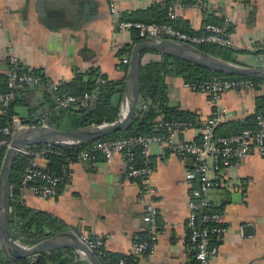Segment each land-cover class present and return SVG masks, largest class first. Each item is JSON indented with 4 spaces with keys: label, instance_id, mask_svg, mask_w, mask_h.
I'll return each instance as SVG.
<instances>
[{
    "label": "crops",
    "instance_id": "1",
    "mask_svg": "<svg viewBox=\"0 0 264 264\" xmlns=\"http://www.w3.org/2000/svg\"><path fill=\"white\" fill-rule=\"evenodd\" d=\"M83 3L87 13L81 24L70 15H50L46 0H0V88L10 68V45L26 69L53 82H71L77 73L93 68L110 80L127 81L128 65L123 60L131 58L140 37L135 31L116 29L109 0ZM192 3L202 4L203 9L184 6ZM173 4H183L177 9L175 24L192 33H201L208 22L228 20L237 61L264 67V0H118V17L149 20L162 16ZM160 57V53L148 50L143 61ZM166 81L168 104L195 112L202 126L218 106L231 112L227 121L238 123L264 108V82L254 88L227 91L216 105L207 94L185 88L182 77L169 76ZM17 97L10 109L30 125L49 124L52 112L59 110L45 85L21 88ZM202 126L185 131L183 137L199 139ZM147 158L154 167L160 210L158 244L153 254L133 251L136 241L149 236L142 220L148 198L143 181L127 176V159L121 153L111 161L100 157L84 162L77 158L69 165L68 181L54 198L39 197L28 190L22 191V197L31 209L62 219L65 230L78 237L85 232L103 236L105 251L113 258L131 256L132 264H197L187 227L191 185L186 173L193 162L181 160L160 144L149 147ZM40 164L45 168V158ZM209 199L227 227L210 264H264V158L253 155L222 171L219 185L209 191ZM73 253L87 263L78 252ZM0 254L13 262L1 249ZM41 264L62 263L45 259Z\"/></svg>",
    "mask_w": 264,
    "mask_h": 264
},
{
    "label": "built area",
    "instance_id": "2",
    "mask_svg": "<svg viewBox=\"0 0 264 264\" xmlns=\"http://www.w3.org/2000/svg\"><path fill=\"white\" fill-rule=\"evenodd\" d=\"M203 9L200 3L186 4ZM111 14L115 17V27L118 31H135L140 39L164 36L180 42L188 43L195 47L204 44H216L222 47H231L230 22H208L201 33H189L177 28L173 21L177 18V9L183 4H173L167 12V20L164 22H145L141 20L122 19L118 17V0H109ZM264 49V44L261 47ZM10 68L7 72L6 92H0V109L5 115L8 113V104L13 101L18 90L24 87L46 85L52 94L53 100L59 109L74 110L90 108L95 97L94 93L86 92L83 95L66 93L61 89L60 82L48 80L44 84L45 76L26 69L20 57L12 45L8 48ZM130 65V59L123 60ZM185 88L193 92L207 94L211 101L219 105L223 93L231 90L254 88L252 78H213L200 82H184ZM146 107V104L143 105ZM124 108L119 116L123 115ZM231 118V112L218 106L214 113L205 121L199 139L188 140L183 137L185 131L194 127L192 122L176 121L164 122L160 126L163 131L154 134L132 135L116 139L98 140L83 149L77 158L84 162H95L100 157L111 161L118 154H123L127 159V176L141 179L145 184V194L148 198L143 222L148 226V238L138 240L133 245L136 254H153L158 244V218L160 214L157 205V189L153 183L154 167L147 158L149 147L152 144H160L168 151L178 156L181 160L191 159L192 168L186 173V180L191 185L188 201L189 216L187 227L189 240L196 249L197 264H210L211 259L219 252L218 241L227 231L221 213L206 212L212 206L209 199V191L219 185L222 171L230 168L244 159L256 155L264 158V110L256 114V125L253 128H245L232 135H215L216 128ZM49 125L40 122L38 125H30L16 114L10 115L7 125L0 127V150L11 148L12 141L17 132L29 127ZM31 146L23 148L20 153L32 155L24 170L20 188L21 191H31L43 198H54L58 195L62 177L54 175L40 164L47 149L31 150ZM146 159L142 165H137V152ZM69 161V162H68ZM64 167V175L69 173V165ZM79 239L98 257L104 256L105 238L94 235L91 232L82 233ZM19 241V240H18ZM20 242V241H19ZM21 244L29 247L31 245ZM41 254H34L22 264H35ZM104 264H131L128 256H124L117 262L106 261Z\"/></svg>",
    "mask_w": 264,
    "mask_h": 264
},
{
    "label": "trees",
    "instance_id": "3",
    "mask_svg": "<svg viewBox=\"0 0 264 264\" xmlns=\"http://www.w3.org/2000/svg\"><path fill=\"white\" fill-rule=\"evenodd\" d=\"M150 11L153 10L151 9ZM132 20L164 22L167 20V12L160 17L149 20L138 18H132ZM173 24L183 31L192 33L186 27H182L177 23L175 24V21H173ZM199 48L206 53L222 59L232 62L237 61L238 51L233 47L204 44L199 46ZM129 50H131V48H129ZM262 52H264V49ZM141 63L140 101L131 127L128 130L118 131L101 140L159 133L163 131L160 125L164 122L188 121L192 122L194 127H201V122L195 112L182 110L179 107L168 104V85L166 78L169 76L182 77L185 82H200L213 78L232 79L241 77L215 73L189 61L171 57L169 55H161L159 59H152L148 62L142 60ZM1 81V86L3 88H0V92H6L8 90L7 78L5 77L1 79ZM47 81L48 79L45 78L44 84H47ZM253 81L256 86L264 82L259 79H253ZM61 89L66 93L75 95H83L86 92L94 93L95 96L98 97V103L94 109L91 107L74 110L58 108L59 110L52 112L53 114L48 120L50 125L62 129H74L116 121L119 118L121 102L127 89V81L110 80L105 75L101 74L99 69L93 68L85 73H77L76 77L71 82H62ZM17 96L18 92L14 101L18 100ZM144 104H146V107H143ZM263 110L264 108H260L257 113H260ZM10 115H14V113L9 107L8 113L0 116V127L7 125ZM255 125L256 115L246 122L241 123L225 121L216 128L215 135H232L241 132L245 128H253ZM88 147L89 145L64 148L61 146L43 144L31 146V150L47 149L43 155L47 161L45 169L54 175L62 177L60 182L61 188V186H64L68 181V175H64V167H66L69 162H67V159L72 162L75 161L80 151ZM136 152V164L142 165L146 158L143 155L141 156L140 149H136ZM5 154V150H0V172ZM31 157L32 155L20 153L14 161L11 176V182L14 187L11 200L12 214L10 218L12 232L15 239L27 245H35L66 229V224L62 219L45 211L31 209L26 205V202L22 197V191L20 188L21 179ZM218 210V207L211 206L206 212H218ZM122 257H124V255H119L113 258L104 251L102 260L115 263ZM45 259H52L62 264H87L85 261L76 258L73 250L70 248L42 253L35 264H41ZM25 261L26 259H21L15 262H10L5 256H3V254H0V264H22ZM128 261L132 264L131 256H128Z\"/></svg>",
    "mask_w": 264,
    "mask_h": 264
},
{
    "label": "water",
    "instance_id": "4",
    "mask_svg": "<svg viewBox=\"0 0 264 264\" xmlns=\"http://www.w3.org/2000/svg\"><path fill=\"white\" fill-rule=\"evenodd\" d=\"M50 6V15H70L79 23L85 22L83 16L84 0H46ZM158 52L161 55L183 59L204 67L212 72L248 77L264 81V67H250L236 61H228L202 51L188 43L180 42L164 36L140 39L133 47L130 65L127 71V89L122 103L123 115L111 123L94 124L88 127L62 129L53 125L29 127L16 133L12 146L5 154L0 172V249L13 262L26 259L34 254L49 253L58 249L70 248L78 252L88 264H103L95 252L89 249L71 230H64L53 237L45 239L29 247L15 239L11 227V200L14 187L11 176L14 161L20 151L28 146L54 145L64 148L90 145L100 139L121 130H128L136 115L141 88V61L145 51ZM10 101L8 107H11ZM98 103L94 97L91 108Z\"/></svg>",
    "mask_w": 264,
    "mask_h": 264
},
{
    "label": "bare ground",
    "instance_id": "5",
    "mask_svg": "<svg viewBox=\"0 0 264 264\" xmlns=\"http://www.w3.org/2000/svg\"><path fill=\"white\" fill-rule=\"evenodd\" d=\"M124 108H125V105H124Z\"/></svg>",
    "mask_w": 264,
    "mask_h": 264
}]
</instances>
